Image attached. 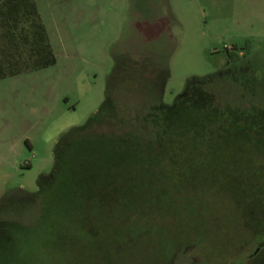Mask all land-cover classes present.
<instances>
[{
	"label": "trees",
	"instance_id": "1",
	"mask_svg": "<svg viewBox=\"0 0 264 264\" xmlns=\"http://www.w3.org/2000/svg\"><path fill=\"white\" fill-rule=\"evenodd\" d=\"M54 63L35 0H0V78ZM130 67L95 112L59 135L36 189L0 197V264L253 257L264 237V106L217 104L203 77L166 104L146 68ZM134 86L142 97L128 96Z\"/></svg>",
	"mask_w": 264,
	"mask_h": 264
},
{
	"label": "rangeland",
	"instance_id": "2",
	"mask_svg": "<svg viewBox=\"0 0 264 264\" xmlns=\"http://www.w3.org/2000/svg\"><path fill=\"white\" fill-rule=\"evenodd\" d=\"M35 3L55 63L0 78V197L36 189L59 135L95 112L130 66L146 68L143 77L166 104L189 78L203 77L217 104L264 106V11L251 0ZM142 89L128 96L142 97Z\"/></svg>",
	"mask_w": 264,
	"mask_h": 264
},
{
	"label": "flooded vegetation",
	"instance_id": "3",
	"mask_svg": "<svg viewBox=\"0 0 264 264\" xmlns=\"http://www.w3.org/2000/svg\"><path fill=\"white\" fill-rule=\"evenodd\" d=\"M259 240V239H258ZM264 243V240L261 242V244H260V246H259V248L257 249V250H255V248H254V250L252 251V255H253V257H251V259H248V260H246V262H247V264H250V261H253L254 262V260L257 258V254H259V253H261V251L262 250H259L260 249V247L262 246V244ZM256 247V246H255ZM263 259H264V256L262 257ZM254 264V263H253Z\"/></svg>",
	"mask_w": 264,
	"mask_h": 264
},
{
	"label": "crops",
	"instance_id": "4",
	"mask_svg": "<svg viewBox=\"0 0 264 264\" xmlns=\"http://www.w3.org/2000/svg\"><path fill=\"white\" fill-rule=\"evenodd\" d=\"M256 3L257 7L264 11V0H251Z\"/></svg>",
	"mask_w": 264,
	"mask_h": 264
},
{
	"label": "water",
	"instance_id": "5",
	"mask_svg": "<svg viewBox=\"0 0 264 264\" xmlns=\"http://www.w3.org/2000/svg\"><path fill=\"white\" fill-rule=\"evenodd\" d=\"M263 240H264V237L261 238V239H259V240H257L255 250H257V249L259 248V246H260V244H261V242H262Z\"/></svg>",
	"mask_w": 264,
	"mask_h": 264
}]
</instances>
